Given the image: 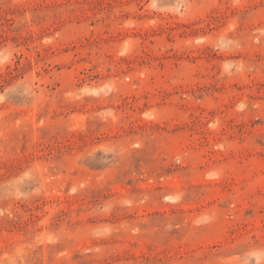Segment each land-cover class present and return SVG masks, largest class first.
I'll use <instances>...</instances> for the list:
<instances>
[{"label":"rangeland","instance_id":"rangeland-1","mask_svg":"<svg viewBox=\"0 0 264 264\" xmlns=\"http://www.w3.org/2000/svg\"><path fill=\"white\" fill-rule=\"evenodd\" d=\"M0 264H264V0H0Z\"/></svg>","mask_w":264,"mask_h":264}]
</instances>
